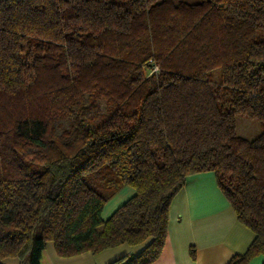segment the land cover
I'll use <instances>...</instances> for the list:
<instances>
[{
	"label": "trees",
	"instance_id": "obj_1",
	"mask_svg": "<svg viewBox=\"0 0 264 264\" xmlns=\"http://www.w3.org/2000/svg\"><path fill=\"white\" fill-rule=\"evenodd\" d=\"M236 115L264 124V0H0V260L39 264L50 240L150 264L202 171L254 233L226 264L264 255V130Z\"/></svg>",
	"mask_w": 264,
	"mask_h": 264
},
{
	"label": "crops",
	"instance_id": "obj_2",
	"mask_svg": "<svg viewBox=\"0 0 264 264\" xmlns=\"http://www.w3.org/2000/svg\"><path fill=\"white\" fill-rule=\"evenodd\" d=\"M134 193L122 186L103 205L100 216L106 219ZM165 242L158 257L150 264H226L237 253L246 250L254 233L236 217L232 206L216 184L212 171L186 177L169 207ZM194 248V257L190 248ZM136 247L122 243L97 253L84 251L69 256L57 254L52 241H46L39 264H109L134 253ZM264 255L250 258L246 264H262ZM1 264H21L18 257H4Z\"/></svg>",
	"mask_w": 264,
	"mask_h": 264
},
{
	"label": "rangeland",
	"instance_id": "obj_3",
	"mask_svg": "<svg viewBox=\"0 0 264 264\" xmlns=\"http://www.w3.org/2000/svg\"><path fill=\"white\" fill-rule=\"evenodd\" d=\"M218 79H219V70H215L214 71V81L217 82ZM97 101L99 102L100 105L104 104L102 99H98ZM101 108L102 110H104V106H101L100 109ZM66 119L67 118L63 116L62 118L58 120L61 127L67 126ZM262 130H264V124L260 123V121H258L257 119L249 118L243 115L235 116V131L239 136L244 137L246 139H252L257 134H259ZM115 193H113L110 197H112Z\"/></svg>",
	"mask_w": 264,
	"mask_h": 264
}]
</instances>
